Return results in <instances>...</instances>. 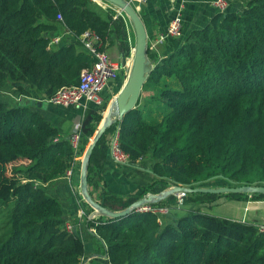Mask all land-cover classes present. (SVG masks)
<instances>
[{
	"label": "trees",
	"instance_id": "1",
	"mask_svg": "<svg viewBox=\"0 0 264 264\" xmlns=\"http://www.w3.org/2000/svg\"><path fill=\"white\" fill-rule=\"evenodd\" d=\"M229 1L243 2L242 11L217 12L150 72L146 82L169 77L177 83L159 89L169 111L149 122L136 106L106 127L88 160L87 188L101 178L94 168L102 167L116 129L128 165L153 174L141 196L176 184L199 187L215 178L230 186L264 185V0ZM93 5L0 0V83H17L22 94L27 91L20 84H26L46 97L77 85L92 57L74 43L50 45L47 34L63 27L78 39L91 29L104 43L110 22ZM116 23L123 39L120 17ZM147 56L153 58L149 50ZM101 120L99 110H85L81 143ZM76 156L37 108L0 101V264H81L83 243L67 229L59 199L35 185L61 176ZM221 194L264 199V193ZM221 194L187 193L185 213L161 223L152 212L132 209L118 219L101 214L87 226L103 243L109 264H264V232L257 224L202 211ZM102 196L99 204L110 211L115 204L123 210L133 203ZM175 201L172 194L154 204L172 208Z\"/></svg>",
	"mask_w": 264,
	"mask_h": 264
},
{
	"label": "crops",
	"instance_id": "2",
	"mask_svg": "<svg viewBox=\"0 0 264 264\" xmlns=\"http://www.w3.org/2000/svg\"><path fill=\"white\" fill-rule=\"evenodd\" d=\"M213 1L214 0H145L140 3V10L138 13L145 26L147 46H149L151 41L159 33L166 29L167 25L174 16L180 14L181 17V38H168L162 44L157 45L156 48L147 47L149 48L147 50L153 54V58L148 57L153 66L161 62L169 53L175 50L188 33H190L193 29L201 28L206 25L212 16L219 12L218 8L212 4ZM92 2L94 4L93 6L95 11L102 18L108 19L110 22L109 35L105 38L103 48L109 59L119 66L116 78L111 80L107 87L99 94L98 101L88 102L86 104L82 103L80 105L70 107H62L46 103L45 108H42L32 105L29 101L31 99L41 100L44 95L37 93L35 89L26 84L20 85H22V87L27 91V94H22L18 90L7 92L2 91V95L4 93L7 95V97L3 95L4 98H2L0 94V101L2 102L10 104L24 103L37 108L42 115L57 128L58 136L62 139H68L73 128L77 124L81 125L86 109L99 110L104 118L106 111L103 114L102 106L106 102L108 107H110L106 116H111L113 114L112 112L115 111V109L112 108L113 100L126 83L131 71L135 46V34L131 21L126 14L114 4L105 0H92ZM243 6V2L227 0L226 10L241 12ZM119 17L121 18L120 28L124 31L123 39L120 38L122 36L118 34L117 30L118 23H116V20H118ZM47 35L50 39H57V41L53 42L52 45L62 46L74 43L77 49L82 50L81 45L78 43V39H76L63 27H59L56 31L49 32ZM167 80H170L172 83H176L174 78L169 77H163L158 84L150 82L144 83L140 92L139 100L136 104V106L141 110L144 118L150 111H153V108L159 109L160 105H164L162 101L159 100L158 96L159 89L167 84ZM17 85L19 84L13 83L12 81H3L0 83V89L6 86H11L12 88L17 89ZM168 111L158 113V119L156 120L146 119V121H158ZM84 141L85 139L82 138L80 148L76 152L77 156L75 157V161L70 169L49 182H37V184L44 188L50 195L59 199L66 222L71 225L72 231L76 232L83 243V264H109L107 256L104 253L105 247L103 243L87 226V217L91 214H88L85 211L88 210V208L84 205V203L89 205L90 200L89 202L87 201L89 198L95 202L101 203L103 200V193H109L122 199H133L134 202L148 194L147 192L141 196L143 189L154 177L149 168L142 166L133 167L127 163L117 164L113 162L107 150L105 159L101 162L102 167L100 166L99 168L98 166H95L94 168L95 172H101L100 180L96 182V185H92L87 188L88 194L89 191L91 193V195L89 194L88 199H86L85 196L84 198H80L78 194L83 191L81 183V170L83 164L82 158L84 157V149L86 147ZM79 188H81L80 191ZM226 202L237 205L241 210L231 212L230 210H227L223 212L224 214L218 213L217 215L229 219L251 222L254 224H264V199L253 200L248 198L244 204H242L241 199H227ZM216 203L217 201L213 204ZM113 209L114 211L122 210L116 204L113 205ZM185 211L186 210L183 209L182 214H184ZM92 213H94V211ZM182 214H174V216L171 215L170 219L171 217H178Z\"/></svg>",
	"mask_w": 264,
	"mask_h": 264
},
{
	"label": "built area",
	"instance_id": "3",
	"mask_svg": "<svg viewBox=\"0 0 264 264\" xmlns=\"http://www.w3.org/2000/svg\"><path fill=\"white\" fill-rule=\"evenodd\" d=\"M133 8L138 12L140 10V3L145 0H128ZM219 11H224L227 8V0H214L212 2ZM60 18V16H58ZM182 36V22L180 14L174 16L166 29L159 33L149 44L150 48H156L157 45L162 44L168 38H181ZM82 50L86 51L93 59L92 66L81 72L80 81L77 85L64 86L57 90L50 97L44 96L41 101H46L53 105L62 107H70L80 105L82 103L97 102L99 94L107 87L109 82L116 78L119 66L112 62L106 51L103 48V43L97 33L91 29L84 31L80 38H78ZM57 39H51L50 45L56 42ZM149 49V48H148ZM80 124H77L72 132L69 134L68 140L72 148L77 152L81 145V130ZM108 152L113 162L117 164H126L128 156L119 147V133L116 129L108 140ZM187 192L173 193L175 203L173 206L177 208L182 205V200ZM171 208L169 206L156 205L154 203H145L141 207L135 209L139 212H152L157 215L158 221H163V216L168 213ZM93 214L88 219H93ZM95 219V218H94ZM69 231H72L70 224L66 223ZM258 231L264 232V224H257Z\"/></svg>",
	"mask_w": 264,
	"mask_h": 264
},
{
	"label": "water",
	"instance_id": "4",
	"mask_svg": "<svg viewBox=\"0 0 264 264\" xmlns=\"http://www.w3.org/2000/svg\"><path fill=\"white\" fill-rule=\"evenodd\" d=\"M105 1L117 6L129 18L134 29L135 46H134L131 71L128 76V79L113 100L112 108L115 109L114 115L117 118H112V115L104 116L102 122L98 126V129L96 130L90 144L88 145L84 153L82 170H81V179H82L81 183H82V190L87 198H89V194L87 192L86 169L93 148L95 147L100 136L105 131L106 127H108L110 124L118 120H121L124 114H126L127 112H129L130 110L136 107V104L139 100L141 89L144 83L148 80V76L150 72L154 68L151 60L147 56V49H148L147 34L144 23L139 13L133 8V6L129 3L128 0H105ZM30 102L32 105L38 107H42L43 103L45 104L47 103L46 101L35 100V99H31L29 103ZM133 167H138V166H133ZM177 192H187V193L201 192V193H211V194L241 193V192H245L249 194L264 193V185L243 184L240 186L231 185V186H224L217 188H207V187L190 188L176 184L158 194L148 193L143 198L134 201L130 207L119 211H110L105 207L101 206L99 203L94 202L90 198L89 200L91 204L96 206V208L99 210L101 214L118 219L120 217L126 216L127 214L130 213L132 209H137L142 205H144L145 203L158 202L159 200L164 199L165 197ZM73 233L76 234L75 231H73Z\"/></svg>",
	"mask_w": 264,
	"mask_h": 264
},
{
	"label": "rangeland",
	"instance_id": "5",
	"mask_svg": "<svg viewBox=\"0 0 264 264\" xmlns=\"http://www.w3.org/2000/svg\"><path fill=\"white\" fill-rule=\"evenodd\" d=\"M176 82V81H175ZM166 85H169V86H172V87H177V83H172L170 80H167V84ZM2 91L4 92H7V91H17V89L15 88H12L11 86H6V87H3L2 89H0V94H1V97L6 96L5 93L2 95ZM19 91V90H18ZM20 92V91H19ZM7 99V98H6ZM9 100V99H7ZM10 101V100H9ZM163 103V102H162ZM164 104V103H163ZM46 104L43 103L42 105V108H45ZM110 107H108V104L105 102V104L102 106V111H103V114L105 111L109 110ZM169 108L164 104L163 106L160 105V108L159 109H155L153 108V111H150L146 116H145V120H156L158 119V116L157 114L158 113H164L166 111H168ZM112 118H117L114 114L112 116ZM102 120H103V116H102ZM102 120L100 121V123L102 122ZM99 123V125H100ZM98 125V126H99ZM98 129V127H97ZM94 136V135H93ZM93 136L88 140V141H84V143L86 144V147H85V151L88 147V145L90 144ZM85 153V152H84ZM83 159V158H82ZM36 186H39L37 183L35 184ZM224 186H230V183L228 181H225L224 179H221V178H216V179H211V180H208L206 182H203L202 184L199 185V187H207V188H217V187H224ZM81 188H79V191H80ZM79 193V192H78ZM78 196L80 198H84L85 194L83 191H81ZM86 199H88L86 196H85ZM228 199V197L224 196L223 194H221L218 198H217V203L216 204H213L211 206H203L201 209L202 211L204 212H208V213H215L214 215H217L218 213H223L227 210H230L231 211H240V207H238L237 205L233 204V203H227L226 200ZM83 200V199H82ZM242 200V204L245 203L246 200L248 199H241ZM89 202V199L87 200ZM219 202V203H218ZM85 206H87L88 210H85L88 214H91L90 216H92L93 214L95 215L94 218H98L101 213L99 212V210L96 208V206H94L93 204H91L89 202V205L87 203H84ZM92 206V207H91ZM183 206H186L187 208H189L190 205H180L178 208L175 206H173L171 208V210L168 211V213L166 215L163 216V219L164 218H169L170 219V216H174V214H177V215H180L182 214L183 212V209L182 207ZM94 211V213H92ZM224 214V213H223ZM89 216V217H90ZM219 216V215H218ZM87 217V218H89ZM172 218V217H171ZM85 258V257H84ZM81 264H83V261H81Z\"/></svg>",
	"mask_w": 264,
	"mask_h": 264
},
{
	"label": "bare ground",
	"instance_id": "6",
	"mask_svg": "<svg viewBox=\"0 0 264 264\" xmlns=\"http://www.w3.org/2000/svg\"><path fill=\"white\" fill-rule=\"evenodd\" d=\"M104 116H106V114Z\"/></svg>",
	"mask_w": 264,
	"mask_h": 264
}]
</instances>
